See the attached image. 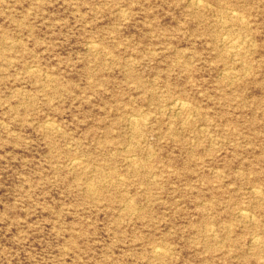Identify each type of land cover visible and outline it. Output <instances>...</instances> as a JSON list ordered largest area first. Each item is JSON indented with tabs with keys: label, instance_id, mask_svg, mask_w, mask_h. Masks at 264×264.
<instances>
[{
	"label": "rangeland",
	"instance_id": "374dc122",
	"mask_svg": "<svg viewBox=\"0 0 264 264\" xmlns=\"http://www.w3.org/2000/svg\"><path fill=\"white\" fill-rule=\"evenodd\" d=\"M0 264H264V0H0Z\"/></svg>",
	"mask_w": 264,
	"mask_h": 264
},
{
	"label": "bare ground",
	"instance_id": "6f19581e",
	"mask_svg": "<svg viewBox=\"0 0 264 264\" xmlns=\"http://www.w3.org/2000/svg\"><path fill=\"white\" fill-rule=\"evenodd\" d=\"M178 102H179V101H178ZM177 105H178V104H177ZM178 106H180V105H178ZM180 107H181V106H180ZM182 107H183V106H182ZM182 107H181V108H182Z\"/></svg>",
	"mask_w": 264,
	"mask_h": 264
}]
</instances>
